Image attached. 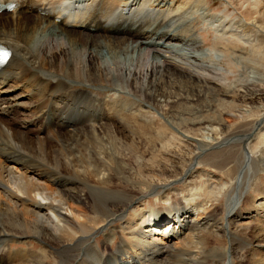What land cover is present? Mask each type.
Here are the masks:
<instances>
[{
  "label": "bare ground",
  "instance_id": "1",
  "mask_svg": "<svg viewBox=\"0 0 264 264\" xmlns=\"http://www.w3.org/2000/svg\"><path fill=\"white\" fill-rule=\"evenodd\" d=\"M10 1L0 11L11 49L0 68V264H264V108L224 106L220 54L194 30L200 20L219 42H246L247 21L264 25V0H230L243 20L204 0L0 4ZM80 115L90 126L66 119ZM156 146L181 164H146Z\"/></svg>",
  "mask_w": 264,
  "mask_h": 264
},
{
  "label": "rangeland",
  "instance_id": "2",
  "mask_svg": "<svg viewBox=\"0 0 264 264\" xmlns=\"http://www.w3.org/2000/svg\"><path fill=\"white\" fill-rule=\"evenodd\" d=\"M205 5L209 7L210 11L213 13H219L221 15H225L227 18L230 19H241L243 20L242 15L240 14L239 10L236 9L235 5L231 3L230 0H204ZM259 20V19H257ZM256 20V21H257ZM248 26L246 29L248 30L251 29V37L245 42L243 39L240 40H234V37H229L228 41L227 40H222L219 42V40H216L215 38V32L206 24L201 22L200 20L194 23V30H196L200 36L202 37V42L205 48L210 50V55L212 54H220V59L217 61L218 65L222 69V84L220 86H217L219 88V96L222 100H225L223 103L224 106H227L229 110H237L239 107L243 106V109H245V105H253L254 107L251 108V110H260L264 108V25L259 22H254L251 24L249 21ZM263 22V21H262ZM253 25V26H251ZM260 25H262L260 27ZM256 26V27H255ZM259 26V27H258ZM254 31V32H253ZM262 31V32H260ZM112 32V31H110ZM95 34V33H94ZM131 32H125L124 35L125 37H131L130 35ZM246 36V35H244ZM243 36V37H244ZM233 38V39H232ZM213 58L212 56H210ZM251 72H254V78H251L250 75L252 74ZM249 78V79H248ZM248 79V82H247ZM251 82V83H250ZM242 86H240L241 84ZM246 83V84H245ZM9 85H13V82L10 81L8 85L4 86V88H8ZM231 86V87H230ZM240 89V90H239ZM245 89V90H244ZM22 90L17 89L15 91L9 92L8 96L12 98L13 96H17L18 94H21ZM92 93L98 94L100 97L109 95V92H98L96 90L90 89ZM244 91V92H242ZM104 93V94H103ZM111 94V93H110ZM12 95V96H11ZM112 95V94H111ZM22 100H27L22 99ZM6 102H11V100H6ZM72 106V105H71ZM263 106V107H260ZM19 108V106H18ZM25 111V112H24ZM24 116L26 115L27 117L30 114V111H27L25 108L22 110ZM51 116L49 117L50 122H51V130H55L56 128V123L57 120H61V116H58L59 112L55 109L51 110L50 112ZM9 115V114H7ZM6 114L4 115V118L8 117ZM199 115L202 116H212V117H217L215 112L212 111H207L203 112ZM6 116V117H5ZM152 116H154L156 120V127H159V124L163 122L161 117L158 116V114L154 113ZM72 117V118H71ZM227 122L225 125V130L226 132L232 128V123L233 120L229 118L228 116L222 115ZM29 118V117H28ZM84 115H80L79 118L75 116H66V119H70V121L73 123L72 120L80 121V125H82L83 128L90 126L85 118ZM6 123L10 125H17L16 122H20V118L13 119V117L6 118ZM19 119V120H18ZM33 120V117L32 119ZM54 120V121H53ZM74 121V122H76ZM101 122L103 120L97 119L95 122ZM40 121L35 122L36 127L34 128L31 124H29V127L32 128V132L34 133L36 131V134L40 131L41 125L38 123ZM87 122V123H86ZM34 124V123H33ZM47 125V122L45 123V126ZM120 125V124H119ZM35 130V131H34ZM204 133L207 132L206 129H202ZM155 130H152V133H154ZM156 134V133H155ZM43 135V134H42ZM160 136V141L157 142L158 149L161 150V147L163 143H165V140L167 139V134L162 135L159 134ZM32 134H30V137ZM156 138V137H155ZM154 138V139H155ZM164 140V142H163ZM163 142V143H162ZM159 144V145H158ZM186 143L183 142L181 145V149L184 152H189V149H186L184 146ZM157 146L155 151L150 152L147 154L146 157V164H181V160L179 157L174 155L176 151H173L174 153H165L163 151H157ZM175 146V145H173ZM180 149V150H181ZM168 150V149H167ZM181 150V151H182ZM158 152V153H157ZM163 152V153H162ZM184 154V153H181ZM150 155V158H149ZM186 155V154H184ZM189 156H191L190 152L188 153ZM163 156V157H162ZM188 156V157H189ZM186 157V158H188ZM180 160V161H179ZM153 163H152V162ZM173 162V163H172ZM197 168L202 167L201 165H197ZM204 168L208 169L209 171H213L207 167L204 166ZM152 199L149 198L145 202L144 205H142L143 209L147 208V205H152ZM222 201H220V204ZM223 206L221 209V212L219 213L220 217L225 218V206H224V201H223ZM167 222V221H166ZM103 240L102 236H97L95 241L97 244H101ZM28 242L32 243V247L35 248L39 243L36 240H29ZM117 240L115 239L110 241L108 247L111 249H114L116 245ZM10 245L12 247H25L26 245H22L18 242H12ZM36 245V246H35ZM114 245V247H113ZM107 247V248H108ZM113 247V248H112ZM101 250V249H100ZM107 252V251H106ZM50 264H56V262L52 259L47 260Z\"/></svg>",
  "mask_w": 264,
  "mask_h": 264
},
{
  "label": "snow or ice",
  "instance_id": "3",
  "mask_svg": "<svg viewBox=\"0 0 264 264\" xmlns=\"http://www.w3.org/2000/svg\"><path fill=\"white\" fill-rule=\"evenodd\" d=\"M9 55L8 52H0V63H5Z\"/></svg>",
  "mask_w": 264,
  "mask_h": 264
}]
</instances>
